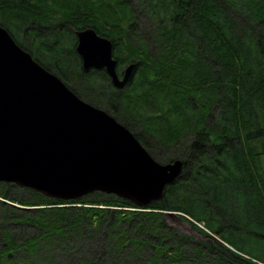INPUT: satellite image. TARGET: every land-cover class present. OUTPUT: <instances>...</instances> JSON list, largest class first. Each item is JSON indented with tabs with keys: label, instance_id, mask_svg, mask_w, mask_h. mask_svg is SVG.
Listing matches in <instances>:
<instances>
[{
	"label": "trees",
	"instance_id": "16d2710c",
	"mask_svg": "<svg viewBox=\"0 0 264 264\" xmlns=\"http://www.w3.org/2000/svg\"><path fill=\"white\" fill-rule=\"evenodd\" d=\"M0 25L158 161L184 162L142 208L0 182V264H264L250 255L264 242V0H0ZM87 27L113 41L119 73L137 64L123 89L84 72L76 32ZM169 212L211 243L192 244Z\"/></svg>",
	"mask_w": 264,
	"mask_h": 264
},
{
	"label": "water",
	"instance_id": "95a60500",
	"mask_svg": "<svg viewBox=\"0 0 264 264\" xmlns=\"http://www.w3.org/2000/svg\"><path fill=\"white\" fill-rule=\"evenodd\" d=\"M76 34L84 72L105 70L118 89L130 83L137 65L120 75L110 38L93 27ZM183 167L182 159L158 161L126 125L79 97L0 25V182L61 200L100 191L145 207Z\"/></svg>",
	"mask_w": 264,
	"mask_h": 264
},
{
	"label": "rangeland",
	"instance_id": "374dc122",
	"mask_svg": "<svg viewBox=\"0 0 264 264\" xmlns=\"http://www.w3.org/2000/svg\"><path fill=\"white\" fill-rule=\"evenodd\" d=\"M79 96L82 99L84 98L83 100L87 99V98H85V97H83L81 95H79ZM87 100H85V101H87ZM87 102H89V101H87ZM95 106H97L99 108H102L100 105H97V104H95ZM102 109H104V108H102ZM111 115H113V114H111ZM121 123H123V122H121ZM130 130L135 133V131H133L132 129H130ZM152 144L154 146H156L157 149H160L161 148V145L159 143H157L155 140H152ZM178 216H179V214H176L175 216H170L169 222H170L171 225H173L175 227V229H177L179 232H181V234H183V235H187V234L188 235H191L192 238L189 237V239H190V242L192 244H194V245H201V243L202 244H205L207 242L208 243H211L210 242V238L205 233L198 231L197 229L194 228V226L189 221H187V220H185V219H183L181 217H178ZM2 222H4V220H3L2 217H0V224ZM197 224L201 228H203L204 230L206 229L203 222H199ZM207 231H209V230H207ZM209 235H214L216 238L219 239V237L217 235H215L214 233H211ZM78 243L79 244H84V245H89V244L91 245V243H89V241H87V240H79ZM212 244H214V243H212ZM214 245H218V244H214ZM225 245H227V246L231 247L232 249H234L233 246H230V244H227L226 243ZM212 252H213V254H215V253L218 252V250L213 249ZM191 253L194 254V252H191ZM250 255L256 257L257 259L261 260L264 263V242L263 241L262 242H255L254 245H253V247L250 249ZM206 260H209V259L208 258H205L204 261H206Z\"/></svg>",
	"mask_w": 264,
	"mask_h": 264
}]
</instances>
